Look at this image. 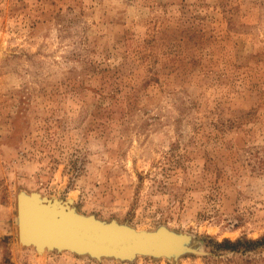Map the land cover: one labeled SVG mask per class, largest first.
<instances>
[{"label": "rangeland", "instance_id": "374dc122", "mask_svg": "<svg viewBox=\"0 0 264 264\" xmlns=\"http://www.w3.org/2000/svg\"><path fill=\"white\" fill-rule=\"evenodd\" d=\"M20 193L188 241L37 253ZM246 240H264V0H0V264H264Z\"/></svg>", "mask_w": 264, "mask_h": 264}, {"label": "water", "instance_id": "95a60500", "mask_svg": "<svg viewBox=\"0 0 264 264\" xmlns=\"http://www.w3.org/2000/svg\"><path fill=\"white\" fill-rule=\"evenodd\" d=\"M34 196L43 203L33 200ZM45 199L37 193H20L16 196L17 241L32 247L37 253L70 251L94 259L109 257L130 261L138 255L176 257L185 249L188 241L186 236L174 234L165 228L136 233V230L114 221L101 222L92 216L84 218L86 216L77 214L67 203L57 200L61 205L56 207V199H48L46 204ZM62 204L68 206L69 211ZM31 225L38 227L42 239L27 230Z\"/></svg>", "mask_w": 264, "mask_h": 264}, {"label": "bare ground", "instance_id": "6f19581e", "mask_svg": "<svg viewBox=\"0 0 264 264\" xmlns=\"http://www.w3.org/2000/svg\"><path fill=\"white\" fill-rule=\"evenodd\" d=\"M29 199H30V197H29ZM33 200H37V202H39V203H43V202H40L36 196L33 197ZM48 201H49L48 198L45 199V204H46ZM37 202H36V203H37ZM52 202H53V201L51 200L50 203L52 204ZM54 205H55L56 207H58V206L61 205V204H60L57 200H55ZM62 206H63V208H65V209H67V210L69 211L68 206H66V205H64V204H62ZM32 216L35 217V214L33 213ZM84 218H88V217H84ZM27 230H29V232H30L32 235L36 236L37 238H39V239H42V238H43V236L40 235V233H39V231H38V227H37L36 225H31L30 227L28 226V227H27ZM34 232H35V233H34ZM136 233H139V232L136 231ZM31 238H33V237L31 236ZM37 238L34 237V239H37ZM41 253H42V252H41Z\"/></svg>", "mask_w": 264, "mask_h": 264}, {"label": "trees", "instance_id": "16d2710c", "mask_svg": "<svg viewBox=\"0 0 264 264\" xmlns=\"http://www.w3.org/2000/svg\"><path fill=\"white\" fill-rule=\"evenodd\" d=\"M241 241H237L235 243H232L228 240H225L223 242L224 246H228V249L234 250L237 248L238 245H240ZM246 243L253 245V246H259V245H264V240H256V241H251V240H246Z\"/></svg>", "mask_w": 264, "mask_h": 264}]
</instances>
